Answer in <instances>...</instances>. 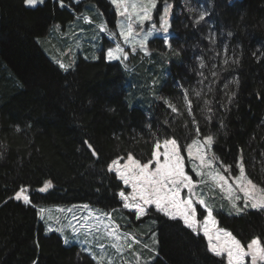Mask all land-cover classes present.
<instances>
[{
	"label": "trees",
	"instance_id": "trees-1",
	"mask_svg": "<svg viewBox=\"0 0 264 264\" xmlns=\"http://www.w3.org/2000/svg\"><path fill=\"white\" fill-rule=\"evenodd\" d=\"M86 1L116 32L105 0H63V7L60 0L35 7L0 0V264H96L77 244L47 233L39 209L87 204L118 210L124 186L108 171L111 161L132 152L146 162L157 139L175 138L184 148L197 137V127L200 138L214 137L213 153L230 171L237 173L241 160L247 176L264 187V0H191L206 6L207 18L199 24L179 13L180 0H167L174 5L170 46L162 37L148 41L150 49L162 51L153 56L168 68L154 87L142 71L108 61L106 44L96 60L80 56L67 70L47 55L39 39L54 24L73 22ZM163 3L157 0V15ZM143 56L138 52L130 64L149 63ZM182 88L193 101L191 115ZM49 181L52 186L39 191ZM21 189L28 190L30 203L14 199ZM215 213L218 225L243 244L254 237L264 241L256 210ZM154 216L158 245L148 264H224L202 234L178 219Z\"/></svg>",
	"mask_w": 264,
	"mask_h": 264
},
{
	"label": "snow or ice",
	"instance_id": "snow-or-ice-1",
	"mask_svg": "<svg viewBox=\"0 0 264 264\" xmlns=\"http://www.w3.org/2000/svg\"><path fill=\"white\" fill-rule=\"evenodd\" d=\"M43 2L44 0H24V3L28 6H36L38 3ZM112 2L118 9H122L120 15L125 16L129 21L126 25H120V36L125 43H130L135 39L133 23L142 25L144 21L151 20L152 10L157 7V0H137V2L130 4L128 0H112ZM60 4L61 7L65 6L63 0H60ZM169 10L170 5H168L167 0H164L163 15L160 17L161 28L164 32H167L169 28ZM206 15L207 13L200 12L199 18L195 23L199 24L204 21ZM140 45L141 47L144 46V40L140 41ZM115 53H121L127 58V54L124 53V50L119 45L114 51L108 52V58L118 59L119 56ZM59 66L65 70L69 67L64 63H60ZM212 74L213 76L216 75L215 72ZM195 95L199 97L200 92H196ZM161 99L171 112H179L175 104L167 99ZM183 100L188 114L191 115L193 101L189 98L187 90L183 94ZM196 134L197 138H193L191 143H188L184 148L175 138L157 139L154 142L151 156L146 162L136 158L132 152H128L126 157L118 156L113 159L108 165V171L115 172L117 178L125 186L131 188V192L128 194L125 191L119 193L124 201L123 207L134 209L137 218H140L147 214L150 207L154 206L157 212L163 213L170 219L175 220L178 218L182 220L184 225L196 232L199 225L197 205L202 206L207 212L203 221V235L207 238L208 251L217 257H226L227 264H264V241L261 238H252L245 246L231 232L223 229L213 231V228H210V225L214 227L216 224L212 215L213 209L208 206L202 196H197L195 191L197 182L186 171V160L191 163V170L195 175L201 177L199 183L211 184L215 188H219L237 214L249 207L264 211V187L257 185L247 176L242 162L238 165L239 175L229 177L226 173H228L230 166H225L221 169L216 165L218 158L212 153L214 137L209 134L200 138V129L198 127L196 128ZM83 143L90 150L92 156H99V152L94 145L87 140ZM184 152L187 153L186 157L182 154ZM205 177L207 179H204ZM51 186L49 181L39 191H46ZM237 193H242L243 195L241 196ZM14 199L23 200L26 204L30 203L29 196L25 194V189L17 191ZM241 199L243 200V207L237 204V201ZM83 207L88 208V205H83ZM44 212L45 209H39L42 217ZM91 215L89 213V216L83 219L87 221ZM102 215L111 219L108 213H102ZM73 218L76 219V217ZM97 219L99 220V217ZM118 227V225L106 226L108 235L117 241L127 239L128 234L121 236L118 232ZM73 231L75 232L77 229L73 227ZM133 241L139 243L133 237L132 241L128 242L127 246L129 248H131ZM67 242L65 240V243ZM98 246L104 247L103 244ZM112 247L117 248V251H119L118 245L113 244ZM144 247L148 246L145 245ZM93 258L95 259V257ZM246 258L248 259L246 260ZM98 264H104V261L101 259ZM108 264H112L111 260L108 261Z\"/></svg>",
	"mask_w": 264,
	"mask_h": 264
},
{
	"label": "rangeland",
	"instance_id": "rangeland-1",
	"mask_svg": "<svg viewBox=\"0 0 264 264\" xmlns=\"http://www.w3.org/2000/svg\"><path fill=\"white\" fill-rule=\"evenodd\" d=\"M72 1L77 3L81 0ZM105 1L115 14L114 25L116 32L111 30V25L106 20L103 12L98 8V6L90 1H86L83 11L76 14L73 22L65 27H62L60 24H54L48 33L47 38L45 36L39 39L41 44H44V50L47 55L58 64L64 63L65 65H68L69 67L67 69H69L74 66L80 56L86 59L96 60L100 56L104 44H106L105 58L108 61H121L124 66L131 71L136 72L137 69L139 72L142 71L143 76L146 77L149 84L153 87L155 84L161 83L167 76L168 68L166 64L159 59V57L153 56V51H156L157 53H162V51L157 48L158 46L156 45L152 46L154 50L150 49L148 41L155 37H162L166 48H169L170 36L172 34L170 20L174 10L173 3L171 1H167L168 5H170L168 15L169 28L167 32H164L161 28L160 17L163 15V3L162 10L159 15L156 14L155 8L152 10L151 20L144 21L142 25L133 23L135 39L130 43H125L123 38L120 36V25H126L129 21L125 16L120 15V11L122 9H118L117 6L113 4L112 0ZM133 2H137V0H128L129 4ZM182 10L186 11L190 16H193L194 21L199 18L200 12H205L208 15L205 4L203 5L202 3H199L196 5V3L191 0H180L178 8L179 13ZM207 15L205 19L207 18ZM214 36L215 34L209 28L208 37L210 41L214 40ZM44 39L46 40L44 41ZM141 40H144L143 47L140 45ZM118 45L124 50V53L127 54V58H125V56L121 53H115L119 56V58L109 59L107 55L108 52L114 51ZM138 52H142L144 54L143 58L149 63L142 64V62H139L137 65L130 64L129 60L132 59V56L136 55ZM185 90V88H182L183 94ZM189 143H191V141ZM182 154L185 155V157L187 156L186 152ZM240 163L241 160H239L238 165ZM216 165L221 169L226 166L219 158L216 161ZM191 169V163L186 160V171L189 175L193 176L194 181L197 182L195 188L197 196H202L208 206L213 209L212 215L215 218L216 224L214 227L210 225V228H213V231L216 229L226 230L218 225V219L215 212L217 210H222L228 214H237V212L232 208L231 203L219 188H215L211 184L205 185L203 183H199L201 177L196 176ZM226 174L229 177L239 175V167L237 173H233L229 169ZM204 179L207 178L205 177ZM123 186L124 190L121 191H125L126 194L131 192L130 187H127L124 184ZM25 194L28 195L27 189H25ZM237 194L241 196L243 195L242 193ZM121 200L122 207L111 212L101 211L90 205H88V208H84L83 205L87 204H76L68 207L48 206L43 208L45 209V212L43 213V217L40 214V219L45 226L47 233H58L62 237L64 243L65 240L68 241L65 243L67 245L77 244L85 254L95 261L96 264H98V261L101 259L104 261V264H108L109 260H111L112 264H148L153 260L154 253L158 245V232L153 228L157 223L154 215L159 212H157L153 206L148 209L145 216L137 218L135 210L124 208V201L122 198ZM237 204L238 206L243 207V200L241 199L240 201H237ZM248 209L252 208L249 207L245 210ZM256 211L259 213L261 221L264 223V211ZM89 213L92 215L87 221H85L83 218L88 217ZM102 213L110 214L111 219L102 215ZM159 214L164 215L163 213ZM206 215V210L202 206L197 205V220L199 225L198 231L194 233L203 235V221ZM73 217H76V219ZM97 217H99V220ZM180 221L183 223L182 220ZM113 225H118V232L120 235L124 236L125 234H128V238L117 241L113 237L109 236L108 228H106V226L111 227ZM73 227H75L77 231L74 232ZM133 237L135 238V241H139V243L133 241L131 248H129L127 246L128 242L132 241ZM205 239L207 242L206 237ZM248 242H250V239ZM247 243H244V245L246 246ZM99 244H103L104 247H99ZM113 244L119 246V251H117V248L112 247ZM145 245L148 247H144ZM93 257H95V259ZM220 258L224 259V264H227L226 257ZM247 259L248 258H246V260Z\"/></svg>",
	"mask_w": 264,
	"mask_h": 264
}]
</instances>
